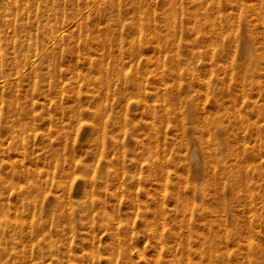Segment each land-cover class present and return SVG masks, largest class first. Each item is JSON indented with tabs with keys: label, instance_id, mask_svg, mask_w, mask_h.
<instances>
[{
	"label": "rangeland",
	"instance_id": "obj_1",
	"mask_svg": "<svg viewBox=\"0 0 264 264\" xmlns=\"http://www.w3.org/2000/svg\"><path fill=\"white\" fill-rule=\"evenodd\" d=\"M95 1L0 0V264H264V11Z\"/></svg>",
	"mask_w": 264,
	"mask_h": 264
},
{
	"label": "bare ground",
	"instance_id": "obj_2",
	"mask_svg": "<svg viewBox=\"0 0 264 264\" xmlns=\"http://www.w3.org/2000/svg\"><path fill=\"white\" fill-rule=\"evenodd\" d=\"M16 2H17V0H15ZM189 1V0H188ZM204 1H206V0H204ZM215 7H216V9H220V3H221V0H209ZM256 1V3H257V7L258 8H260L262 11H264V0H255ZM43 2V1H42ZM95 2H97V4H100V3H102L103 5H109V4H112L111 2V0H97V1H95ZM175 2V1H174ZM245 2H246V0H229V5H237V6H239V5H242V3H244L245 4ZM191 3L193 4V6H197L198 8H196L195 9V11L197 12V14L198 13H203L204 11L203 10H205L203 7H202V0H194V1H191ZM168 4V6L166 7V8H168V10L169 9H173V8H175L174 7V3H172V2H167L166 1V3H165V5H167ZM228 5H227V9H228ZM254 7V6H253ZM146 8V7H145ZM203 9V10H202ZM167 10V11H168ZM222 10H224L223 12L225 13V8L223 9L222 8ZM145 11V10H144ZM154 11V10H153ZM166 11V12H167ZM177 11V10H176ZM194 11V10H193ZM195 11H194V14H196L195 13ZM220 13V12H219ZM218 13V17L217 16H215L214 18H212V17H209L208 18V21H211L213 24L215 23V21L218 19V18H220L222 15L221 14H219ZM176 14H178V11H177V13ZM233 14V13H232ZM246 14V13H245ZM167 15V14H166ZM237 14H235V16H236ZM239 15V17L237 18V19H239L240 21L239 22H244L247 26L248 25H250L251 24V20H250V18H249V16H247V14L246 15H244V14H238ZM169 16V15H168ZM226 16H229V15H226ZM231 16H233V15H231ZM260 16V18H261V15H259ZM165 17V16H164ZM175 17V13H172V18L173 19H175L174 18ZM230 17V16H229ZM234 17V16H233ZM232 18V17H231ZM164 19V18H163ZM171 19V18H170ZM227 19V18H226ZM167 20H169V18L167 19ZM238 21V20H237ZM165 22V21H164ZM234 22H236V19L235 20H233V18L232 19H229V20H225L224 21V23H223V26H226V28L227 27H230V26H232V24L234 23ZM169 24V23H168ZM168 24H166V25H168ZM236 24V23H235ZM155 25V24H154ZM153 25V26H154ZM156 27V26H155ZM164 27V26H163ZM166 27V26H165ZM206 25H204L202 22L200 23V22H196V21H194L193 22V24H192V29H193V31H198V30H206ZM158 29H159V27H158ZM155 31H157L156 30V28H155ZM172 34L173 33H171V35L169 36L170 38L172 37ZM261 34V33H260ZM166 35H167V32H166ZM174 35V34H173ZM214 34H213V31L210 33L209 31H207L206 33H203V35H202V39H201V43H207L208 41H210V39H211V41L213 40V38L214 37H216V36H213ZM160 36V35H159ZM173 40V39H172ZM169 41V40H168ZM255 41V39H254V37H253V35H250V36H248V38H247V41H246V43L248 44V46H249V44H251V43H253ZM212 43V42H211ZM204 45V44H203ZM219 46H220V49H223L224 48V43H219ZM251 46V45H250ZM254 49V48H253ZM253 49H251V47H247L245 50H244V54H245V56H246V58L247 59H252V57L255 55V53L256 52H258V50L257 49H255L254 51H253ZM224 50V49H223ZM229 50V49H228ZM225 51H227V50H225ZM42 54V53H41ZM40 54V55H41ZM38 55V54H37ZM40 55H38L39 57H40ZM44 57L46 56H48V54L47 53H45L44 55H43ZM200 56V55H199ZM256 56V55H255ZM30 61H28L27 63H29ZM175 62H178V60H176ZM178 63H181V62H178ZM178 65V64H177ZM180 65V64H179ZM253 65H251L250 63H247L246 64V69H248V70H250L251 68L254 70V68L252 67ZM174 67V66H173ZM210 73L211 74H213L212 73V71H210ZM28 74H30V71L28 72ZM232 74H233V76H235V78H233V76H232ZM232 74H230L229 76V79L228 80H233V79H236L237 77H236V75L234 74V72L232 73ZM214 75V74H213ZM249 77V76H248ZM228 80H222L221 82H222V84L224 83V82H226L227 81V83H228ZM229 81V82H230ZM231 82H233V81H231ZM249 82H251V79H250V81ZM7 84V81H5L4 82V85H6ZM205 84H206V82H205ZM208 84V83H207ZM206 84V85H207ZM205 85V86H206ZM224 85V84H223ZM230 86V85H229ZM202 87V86H201ZM208 87V86H207ZM203 88V87H202ZM206 88V87H205ZM207 90H208V88H207ZM205 93V92H204ZM205 94H207V92L205 93ZM227 96L229 97V98H232L233 96H237L236 95V93H233V91H229L228 93H227ZM193 101V100H192ZM233 101V100H232ZM190 103H193V102H190ZM191 106H193V105H191ZM258 113V112H257ZM214 116V115H213ZM215 117V116H214ZM218 117V116H217ZM210 122H211V124H215L216 122L218 123H220V122H222V120H220L219 121V118H218V120H215V119H210L209 120ZM216 123V124H217ZM221 124V123H220ZM220 124H218L219 126H218V128H219V133H220V135H222L223 137L224 136H226V134H227V130L226 129H223V127L220 125ZM216 126V125H215ZM251 130H254V127H251ZM262 130H264V129H262V128H257V131H262ZM259 134H260V132H258ZM236 135V134H235ZM261 135V134H260ZM242 138H245V135L242 137ZM261 140V139H260ZM227 143V142H226ZM260 144H261V141H260ZM227 145H228V143H227ZM229 146V145H228ZM255 156V155H254ZM191 159H192V161L193 162H197L198 161V159H199V155H198V152H193L192 153V155H191ZM211 166H213V167H216V169H218V172L220 171V170H223V169H226V168H228V167H226V165L225 164H222V163H220V162H217L216 161V163H212V165ZM204 169V168H203ZM216 173L217 172H215V173H213V177H212V179H211V182H215V184H217V183H220L219 181H220V179L222 178H220V176H218V174H217V176H216ZM250 176V175H249ZM233 179H234V181L232 182V183H234V184H239L240 183V180H239V178L237 179V178H234V177H232ZM246 180H248V176H247V173H245L244 174V180H243V182H244V184L247 182ZM262 180V179H261ZM218 181V182H217ZM230 181H229V183H231ZM242 182V181H241ZM233 184V185H234ZM218 185V184H217ZM231 185V184H230ZM241 185V184H240ZM221 188V187H220ZM263 189V188H262ZM220 190V189H219ZM223 192V191H222ZM221 192V193H222ZM219 192L215 189L214 190V193H213V195L215 196V195H217ZM204 194V193H203ZM249 197V200H251L252 198H251V196H248ZM254 198V197H253ZM248 202V201H247ZM251 202V201H250ZM221 202H219V204H220ZM226 204V203H225ZM249 204H251V203H249ZM263 204V203H262ZM222 205H224V204H222ZM221 205V206H222ZM227 206V205H226ZM242 206H244V205H242ZM253 206V205H252ZM264 206V205H263ZM224 207V206H223ZM248 207V206H247ZM222 208V207H221ZM220 208V209H221ZM254 208V207H253ZM208 209V208H207ZM250 209V208H249ZM226 209H224V211H225ZM228 210V209H227ZM231 210V209H230ZM248 211V210H247ZM205 213V212H204ZM209 213V212H208ZM234 213H235V211H234ZM238 214V213H237ZM236 213L234 214V215H237ZM233 215V216H234ZM232 216V215H231ZM236 218V217H235ZM253 218V217H252ZM256 219H257V217H256ZM251 221H254V220H250V222ZM256 221V220H255ZM241 223H242V221H240ZM239 222V223H240ZM250 222H249V224H250ZM257 222V221H256ZM256 222H254V223H256ZM259 222H261L260 220H259ZM243 224H245L244 222H243ZM251 225H252V227L254 228L255 226H253V224H252V222H251ZM257 225V224H256ZM210 226H212V225H210ZM238 226H239V224H238ZM237 226V227H238ZM243 226V225H242ZM243 228H244V226H243ZM247 229H248V227H246ZM245 229V228H244ZM233 230H235L234 228H233ZM254 230V229H253ZM253 230H250V231H252L253 232ZM237 231V230H236ZM241 231V230H240ZM245 231V230H244ZM248 232V231H247ZM264 232V231H263ZM237 233V232H236ZM244 233V232H243ZM254 233H256V232H254ZM258 233V232H257ZM240 234V233H239ZM238 234V235H239ZM247 234V233H246ZM249 235V234H248ZM250 235H252V233L250 234ZM249 235V236H250ZM234 236V235H233ZM202 241H204V240H202ZM253 241V240H252ZM210 242V241H209ZM221 243L220 241H217V243ZM245 242H246V240H245ZM212 245V244H211ZM210 245V246H211ZM218 245H220V244H218ZM218 245H217V247H218ZM245 246H247L246 245V243L244 244ZM249 245V248H251V246H253V244H248ZM216 246V245H215ZM214 246V247H215ZM243 247V246H242ZM248 248V247H247ZM210 249H212V248H210ZM245 249V248H244ZM208 250V249H207ZM249 250H251V249H249ZM205 251V250H204ZM232 251V250H231ZM236 251V250H235ZM201 252V251H200ZM210 252H211V250H210ZM213 252V251H212ZM211 252V253H212ZM216 252V251H215ZM228 252V251H227ZM205 253V252H204ZM211 253H210V257L212 256L211 255ZM241 253V252H240ZM216 254H218V253H216ZM232 254V253H231ZM233 254H234V252H233ZM249 254L252 256V253H250L249 252ZM201 255H202V253H201ZM200 255V256H201ZM220 255V254H219ZM222 255V254H221ZM205 256H207V253H206V255ZM232 256V255H231ZM213 257H214V255H213ZM243 257V256H242ZM248 257H249V255H248ZM247 257V258H248ZM202 258V257H201ZM208 258V257H207ZM206 258V259H207ZM217 258V260L219 261V259H218V257H216ZM216 258H215V260H216ZM224 258V257H223ZM226 258V257H225ZM233 258V257H232ZM235 258V257H234ZM239 258H240V255H239ZM246 258V259H247ZM229 259V258H228ZM237 259V258H236ZM251 259V258H250ZM253 259V258H252ZM215 260H211V261H209L208 262V264H212V263H210V262H215L216 263V261ZM222 260V259H221ZM220 260V261H221ZM233 260V259H232ZM251 261V260H250ZM249 260H248V262H250ZM222 262V261H221ZM243 262H244V260H243ZM243 262H242V264H243ZM256 262V261H255ZM206 263H207V261H206ZM205 263V264H206ZM218 263V262H217ZM220 263V262H219ZM245 263V262H244ZM202 264V263H201ZM232 264V263H231ZM239 264V263H238ZM249 264V263H248ZM253 264H255V263H253Z\"/></svg>",
	"mask_w": 264,
	"mask_h": 264
}]
</instances>
